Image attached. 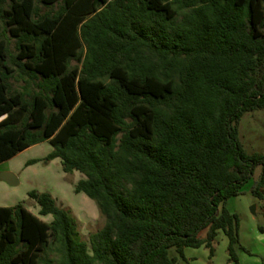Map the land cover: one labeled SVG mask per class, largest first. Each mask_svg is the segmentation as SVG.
Masks as SVG:
<instances>
[{"label":"trees","instance_id":"trees-1","mask_svg":"<svg viewBox=\"0 0 264 264\" xmlns=\"http://www.w3.org/2000/svg\"><path fill=\"white\" fill-rule=\"evenodd\" d=\"M0 0V163L48 140L75 185L107 218L91 249L48 191L0 206V264H175L184 248L214 255L221 229L239 264L237 214L228 201L263 166L240 138L246 112L264 108V0ZM183 11L181 17L180 14ZM13 64L39 90L13 91ZM84 47L86 51L84 53ZM75 59L78 64L72 65ZM81 64V65H80Z\"/></svg>","mask_w":264,"mask_h":264},{"label":"rangeland","instance_id":"rangeland-1","mask_svg":"<svg viewBox=\"0 0 264 264\" xmlns=\"http://www.w3.org/2000/svg\"><path fill=\"white\" fill-rule=\"evenodd\" d=\"M11 0H6L5 8H9ZM38 10L41 14L56 13L64 7L63 1L46 5L41 0H36ZM0 11V19L1 18ZM183 15V11L180 16ZM3 37L9 41L10 64L16 71L9 78L13 91H23L30 96L39 90V79L31 78L23 73L12 62L15 59L17 49V38L9 32V27L4 21ZM84 53L86 48L84 47ZM72 65L78 64L77 60L71 61ZM81 65V64H80ZM240 138L246 151L252 153H264V108L245 112L240 122ZM52 147L48 142L28 152H23L11 160V164H17L21 176L19 185L21 199L19 203L24 204L30 211L39 215L43 220L50 222L52 215H40L39 205L28 196L30 190L48 191L57 200L58 204L69 211L75 225L77 238L84 240L91 249L92 234L100 231L106 224L107 218L101 213L96 201L84 192L77 193L75 185L85 178L79 171L65 173L61 163H44L42 160L27 166L26 163L32 159H39L44 155L47 148ZM263 166L255 169L252 179L242 187L241 193L228 201L227 208L237 214L239 218L238 235L239 243L236 251L239 264H264V183L258 188L262 197L257 195L253 188L261 180ZM229 239L220 230L214 245V255L210 256V250L205 245L200 247H185L184 256L177 253L175 248L170 249V255L178 256L175 264H234L230 261L228 253ZM60 254L56 243L50 244L41 255L40 264H59Z\"/></svg>","mask_w":264,"mask_h":264},{"label":"crops","instance_id":"crops-1","mask_svg":"<svg viewBox=\"0 0 264 264\" xmlns=\"http://www.w3.org/2000/svg\"><path fill=\"white\" fill-rule=\"evenodd\" d=\"M47 142L51 145V143L48 140L40 142V143H37V144H34V145L26 148L25 150L19 152L18 154H16L12 158H10L8 160H5V161L0 163V172H2V171H11V172L16 173L18 175V178H19V183L17 185H11L8 182H6V181H4V180H2L0 178V206H13V205L18 204L20 199H21L20 189H19V185L21 184V176H20L21 174L19 172V168L22 166V164H20L17 167V164H11L10 163L11 160H13L15 157H17L19 154H21L23 152H28V151L33 150L35 148H39V146H41V145H43V144H45ZM52 150H53V146L47 148V150L45 151L44 155H47ZM44 157H42V158H44ZM42 158H39V159H42ZM53 162H57V163H61L62 164V159L58 157V158L53 159L50 163H53ZM27 163H26L27 166L31 165V164L28 165Z\"/></svg>","mask_w":264,"mask_h":264},{"label":"water","instance_id":"water-1","mask_svg":"<svg viewBox=\"0 0 264 264\" xmlns=\"http://www.w3.org/2000/svg\"><path fill=\"white\" fill-rule=\"evenodd\" d=\"M0 178L11 185H17L19 183L18 175L11 171L0 172Z\"/></svg>","mask_w":264,"mask_h":264}]
</instances>
